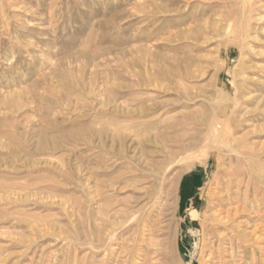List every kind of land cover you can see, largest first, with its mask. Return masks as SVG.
Wrapping results in <instances>:
<instances>
[{
	"label": "rangeland",
	"instance_id": "rangeland-1",
	"mask_svg": "<svg viewBox=\"0 0 264 264\" xmlns=\"http://www.w3.org/2000/svg\"><path fill=\"white\" fill-rule=\"evenodd\" d=\"M262 233L264 0H0V264H264Z\"/></svg>",
	"mask_w": 264,
	"mask_h": 264
},
{
	"label": "bare ground",
	"instance_id": "bare-ground-1",
	"mask_svg": "<svg viewBox=\"0 0 264 264\" xmlns=\"http://www.w3.org/2000/svg\"><path fill=\"white\" fill-rule=\"evenodd\" d=\"M219 127H221V126H219ZM218 130V129H217ZM212 136L214 137L213 138V142L214 143H218L217 145H219V146H221V144L222 145H224V146H227L228 147V142L226 141V139H225V136L223 135V134H220V132H218V131H216V130H214L213 132H212ZM233 152V151H232ZM192 169L190 168V171H191ZM201 181V180H200ZM202 187V186H201ZM229 187V186H228ZM200 187H198L197 189H199ZM190 189L191 188H189L188 190H187V192L188 191H190ZM185 199H187L186 197H185ZM203 200H198L196 203L194 202V206H193V213H192V215H191V220L194 222V224H195V222L199 225V224H210L211 223V220H210V218H212V219H217V217L215 216V215H213V216H209L208 218H206V217H204L203 215H202V211H201V206H203ZM231 207V208H230ZM237 208H239V206L237 207L236 205H235V203H234V207H233V204L232 203H230V205H229V208H228V213L226 214V216H223L224 217V219H225V221L223 222V224H225L226 225V227L227 226H232L233 227V224H234V220H233V217H235V214H234V211L237 213ZM217 209V208H216ZM220 209V208H219ZM231 209H233L234 211H232ZM188 210V209H187ZM217 210H215L214 212H216ZM214 214V213H213ZM222 214V213H221ZM224 214V213H223ZM234 214V215H233ZM221 218V217H220ZM222 220V219H221ZM235 222H237V221H235ZM262 224V223H261ZM255 226V225H254ZM221 227V226H220ZM258 227V226H257ZM263 227V226H262ZM259 228V227H258ZM261 229V228H260ZM262 230V229H261ZM205 231V230H204ZM219 231V230H218ZM254 231V230H253ZM256 231V230H255ZM233 232V231H232ZM261 232V231H260ZM242 233V232H241ZM240 233V234H241ZM251 232H249V234H250ZM210 234H211V232H210ZM221 234V233H220ZM236 234V233H235ZM243 234V233H242ZM263 234V233H262ZM244 235V234H243ZM246 235V234H245ZM264 235V234H263ZM223 236V235H222ZM239 236V238H240V240H242V241H244V239H246L245 237H243V236H241V235H238ZM257 237V236H256ZM248 238V240H251V238H252V236L251 237H247ZM250 238V239H249ZM229 239H230V241H231V239H233V236L230 238L229 237ZM255 239V238H254ZM215 240V239H214ZM221 240V239H220ZM247 241V240H246ZM252 241V240H251ZM250 241V242H251ZM229 242V241H228ZM232 243H233V241H232ZM246 243V242H245ZM252 244V243H251ZM253 244H254V242H253ZM252 244V245H253ZM150 246V245H149ZM261 246V245H260ZM149 248V247H148ZM245 249V248H244ZM253 250V249H252ZM261 250V249H260ZM212 257V256H211ZM261 257V256H260ZM262 258V257H261ZM259 260V259H258ZM224 261V260H223ZM259 262H260V260H259ZM262 263V262H261ZM264 263V262H263Z\"/></svg>",
	"mask_w": 264,
	"mask_h": 264
}]
</instances>
